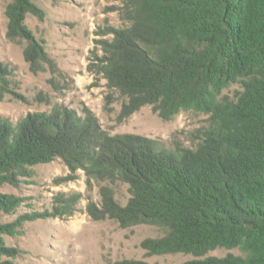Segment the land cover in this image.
Instances as JSON below:
<instances>
[{
  "label": "trees",
  "instance_id": "trees-1",
  "mask_svg": "<svg viewBox=\"0 0 264 264\" xmlns=\"http://www.w3.org/2000/svg\"><path fill=\"white\" fill-rule=\"evenodd\" d=\"M124 27L101 41L96 72L125 101L122 123L145 106L170 121L181 112L209 116L195 148L158 147L148 137L111 135L95 113L67 107L30 113L17 125L0 119V184L18 187L33 167L61 159L74 181L83 170L88 186L102 185V204L90 201L94 221L113 220L121 228L151 225L158 238L141 247L148 256L184 254L183 264H264V0H117ZM45 17L33 0L7 6L8 36L27 41L25 58L34 72L55 68L46 48L26 24ZM14 72L0 64V99L13 89ZM238 85L235 96L225 91ZM128 186L125 206L112 186ZM83 194L59 193L50 215L74 216ZM22 199L0 193V211L11 213ZM49 214V213H47ZM18 223V224H17ZM0 224V264L14 258L4 236L20 225ZM217 250L224 257L209 256ZM238 250L240 254L231 251ZM115 264H150L122 260Z\"/></svg>",
  "mask_w": 264,
  "mask_h": 264
},
{
  "label": "rangeland",
  "instance_id": "rangeland-1",
  "mask_svg": "<svg viewBox=\"0 0 264 264\" xmlns=\"http://www.w3.org/2000/svg\"><path fill=\"white\" fill-rule=\"evenodd\" d=\"M45 12L40 19L29 15L26 24L54 61L55 68L44 64L45 70L34 72L25 58L27 41H13L8 36L7 6L12 0H0V64L13 70L15 95L0 99V119L17 125L30 113H51L55 108L67 107L84 116L91 109L103 129L111 135L134 134L148 137L158 147L176 151L177 146L195 148L194 139L199 131L209 129V116L195 112H181L170 121H164L145 106L124 122H118L125 101L114 93L113 111L105 110V98L111 92L107 81L96 72L102 56L104 40L113 38L114 29L124 27L117 0H33ZM238 85L225 91L235 96ZM71 172L61 160L33 167L31 178L22 180L18 187L0 184V193L22 199L11 213L0 211V224L21 227L13 235L4 236L8 248L16 250V257L4 258L7 264H115L122 260H142L150 264H183L194 257L175 254L148 256L141 244L144 240L158 238L160 229L151 225L121 228L113 220L94 221L87 214L90 201L101 206L102 185L87 184L83 170L76 172L74 181L55 184L58 178ZM116 200L125 206L130 198L128 186H112ZM59 193L83 194L74 216L69 219L50 215L54 197ZM49 213V214H47ZM18 224V223H17ZM240 254L238 250L231 251ZM226 250H217L209 256L224 257Z\"/></svg>",
  "mask_w": 264,
  "mask_h": 264
}]
</instances>
